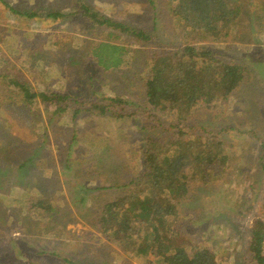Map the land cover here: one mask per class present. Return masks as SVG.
<instances>
[{
	"label": "rangeland",
	"instance_id": "rangeland-1",
	"mask_svg": "<svg viewBox=\"0 0 264 264\" xmlns=\"http://www.w3.org/2000/svg\"><path fill=\"white\" fill-rule=\"evenodd\" d=\"M169 1L0 0V264L157 263L158 247L128 256L95 227L93 213L126 192L124 180L142 175L149 141L177 139L180 129L201 137L219 133L228 161L210 166L205 184L189 183L180 216L152 218L162 241L189 254L208 248L216 264H257L249 245L254 224L264 223V0H240L256 33L246 48L187 35ZM84 7L150 39L99 26ZM58 13L64 16H48ZM104 43L126 48L132 62L105 70L93 55ZM187 43L238 64L243 86L226 104L199 105L187 119L169 108L146 118V62L156 51ZM9 79L28 83L36 94L77 101L70 107L79 109L76 119L70 110L54 114L56 106L39 97L23 103V91ZM105 98L123 103L106 115L91 113V104ZM38 198L60 212L52 234H43L48 216L33 211Z\"/></svg>",
	"mask_w": 264,
	"mask_h": 264
},
{
	"label": "trees",
	"instance_id": "trees-1",
	"mask_svg": "<svg viewBox=\"0 0 264 264\" xmlns=\"http://www.w3.org/2000/svg\"><path fill=\"white\" fill-rule=\"evenodd\" d=\"M168 7L186 34L193 33L198 40L217 44L240 41L239 46L244 48L255 41L256 33L251 19L243 16L244 8L240 0H170ZM83 11L85 16L99 26L150 39L145 32H137L98 11L88 7H84ZM48 16L60 18L64 15L58 13ZM126 51L124 47L104 43L93 51V55L98 64L109 71L126 67L132 62V58L128 60ZM146 67L147 104L143 112H150L146 118L156 111L169 108L181 119H187L189 113L196 112L199 105L211 108L219 103L226 104L246 80L245 71L238 64L228 62L213 50L199 49L191 43L168 51H156L146 62ZM5 77L8 78L7 74ZM9 80V86L13 84L23 91V103L33 104L39 97L45 104L56 106L54 114L63 115L70 110L73 111V120L76 119L79 109L74 111L70 107L77 101L58 93L36 94L28 83ZM100 101L91 104V113L97 115V110L99 114L106 115L123 103L120 98ZM179 133L177 139L168 142L149 141L143 154L144 172L137 179L124 180L121 188L126 192L92 212L93 216H97L94 224L99 227V231L114 239L128 256L146 255L158 247L154 252L158 264H216L215 254L208 248H196L192 254L183 248L172 250V244L170 246L162 241V232L153 220L166 222L170 216H180L179 206L186 200L189 183L205 184L209 167L224 166L228 161L225 142L220 139L219 133L204 132V137L187 135L183 129ZM33 203V211L37 216H48L49 223L44 227L43 234H52L54 226L59 223L53 220L60 213L59 210L46 198H38ZM144 221L150 224L152 230L150 227L142 228L138 223ZM139 240L145 241L144 247V244H139ZM249 251L254 263L264 264V223L261 221L253 226Z\"/></svg>",
	"mask_w": 264,
	"mask_h": 264
},
{
	"label": "crops",
	"instance_id": "crops-1",
	"mask_svg": "<svg viewBox=\"0 0 264 264\" xmlns=\"http://www.w3.org/2000/svg\"><path fill=\"white\" fill-rule=\"evenodd\" d=\"M172 2V1H171ZM169 4V2L167 3V5Z\"/></svg>",
	"mask_w": 264,
	"mask_h": 264
}]
</instances>
